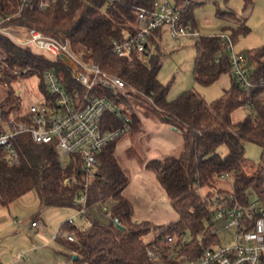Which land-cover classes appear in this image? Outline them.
Instances as JSON below:
<instances>
[{
  "label": "trees",
  "instance_id": "1",
  "mask_svg": "<svg viewBox=\"0 0 264 264\" xmlns=\"http://www.w3.org/2000/svg\"><path fill=\"white\" fill-rule=\"evenodd\" d=\"M173 1L176 5H185L181 22L195 28L194 11L203 2ZM154 2L121 0L110 5L107 0H56L41 11L37 6L21 9V0H0V13L14 14L7 24L17 32L24 34L31 28H37L49 36L68 39L75 52H84L89 61L97 62L103 70L126 82V96L103 92L125 106L132 119V134L139 133L141 125L133 104L151 109L155 119L181 132L182 142L177 154L150 158L145 162V167L154 172L179 214L175 222L161 226L163 230L150 241L145 240V236L151 231V221L136 222L134 205L125 195L130 172L117 154V140L107 144L99 153V171L88 187L87 208L89 210L94 205L103 207L112 201L105 212L111 215V219L104 224L88 217L90 222L82 225H77L74 218L68 219L61 226L63 234L55 242L56 247L66 250L73 259L76 256L74 260L80 263L156 264L148 259V246L156 244L161 248L159 241L163 237L185 231L194 236L190 244L200 253L213 242V238L206 225L209 209L198 187L201 185L205 191H210L225 172L233 177V189L229 191L242 201L246 200L249 191H253L264 204V45L240 52L246 59L253 82L251 88L246 89L231 73L230 54L222 39L218 35H201L196 39L195 81L208 86L229 74V86L219 98L209 103L193 90L168 99L171 85L158 78L161 59L157 53L149 57L138 54L120 57L113 51V43L123 40L134 30L137 8H152ZM242 2L243 11L248 12L254 7L255 0ZM225 14L238 20H234V26L224 28L230 30L232 39L249 34L251 27L247 24V15H239L235 10L217 11L219 17ZM0 49L5 52V61L11 69L36 72L43 91H46L43 74L47 69L54 70L67 87L77 85L73 69L60 57H51L32 46L20 45L1 33ZM3 88L5 96L0 99V109L7 119L15 113L20 98L12 89ZM241 107L251 111L243 119L233 121V112ZM103 124L105 128H116L121 122L106 113ZM247 143L261 147L258 163L246 157ZM14 145L20 157L15 165L9 163L5 148L0 147L2 205L9 208L12 202L33 190L42 206L80 209L76 201L84 190L83 185L65 183V179L72 176L84 181L80 155L72 154L68 166L63 168L53 143L34 142L26 133L17 136ZM223 148L227 150L225 154ZM67 233H71L74 240L67 239ZM200 235L202 239H199ZM162 263L171 264L166 256Z\"/></svg>",
  "mask_w": 264,
  "mask_h": 264
},
{
  "label": "built area",
  "instance_id": "2",
  "mask_svg": "<svg viewBox=\"0 0 264 264\" xmlns=\"http://www.w3.org/2000/svg\"><path fill=\"white\" fill-rule=\"evenodd\" d=\"M54 1L56 0H21L20 8L37 6L39 10L45 11ZM107 2L116 5L121 0ZM184 6L176 5L173 0H155L152 8L138 7L134 30L123 40L113 43L114 53L120 57H131L134 54L151 56L155 52L158 33L165 27L174 38H199L202 34L198 29L181 22ZM13 16L14 14L0 13V33L20 45L32 46L51 57L61 58L62 54L67 55L74 62V67L71 68L77 85L67 87L54 70L47 69L43 74L46 87V91H43L36 72L11 69L5 61V52L0 49L1 80L12 85L15 94L25 101L27 93L24 84L30 80L36 81L35 94L38 99L26 103L23 111L13 113L7 119L0 109V147L5 148L12 165L18 164L20 160L14 140L26 133L34 142L53 143L63 168L68 166L72 154L80 155L83 159L84 181H78L72 176L66 178L65 183L83 185L84 190L76 205L80 208L79 214H84L88 210V187L99 171V153L107 144L132 130V119L125 106L103 91L126 96L127 84L121 77L103 70L97 62L89 61L84 52H75L68 39L49 36L37 28H31L24 34L17 32L7 24ZM219 37L226 50L230 51L231 73L237 83L246 89L251 88L253 82L246 67V59L235 52L230 34L222 33ZM106 113L114 115L121 124L116 128H105L103 122ZM145 129L142 125V134ZM228 177H232V174L225 172L219 179ZM198 190L209 209L206 225L211 237L217 236L219 228L234 229L235 242L222 245L213 241L198 253L199 249L190 244L194 236L188 231L177 232L163 237L159 241L161 248L156 244L148 246V259L156 264H163L164 256L171 264H264V204L256 194L249 191L246 200L242 201L233 191L225 188L213 187L207 192L200 185ZM106 204L104 207L108 210L110 202ZM106 214L111 219V215ZM15 222L20 224L21 220L15 219ZM30 225L34 229H44V224L38 219H33ZM59 236L54 235L53 240L56 242ZM66 238L74 240L71 233H67ZM199 239H202V235ZM0 264H3L1 260Z\"/></svg>",
  "mask_w": 264,
  "mask_h": 264
},
{
  "label": "rangeland",
  "instance_id": "3",
  "mask_svg": "<svg viewBox=\"0 0 264 264\" xmlns=\"http://www.w3.org/2000/svg\"><path fill=\"white\" fill-rule=\"evenodd\" d=\"M203 4L197 7L194 11L196 29L202 35H220L222 33H230V30L224 28L234 26L237 19L229 17L225 14L224 17L217 16V11H231L235 10L239 15H247V24L251 27V31L247 35H241L237 40L233 38L234 49L236 53L244 50L264 45V0H255L254 7L248 12L243 11L242 0H200ZM235 20V22H234ZM242 21L240 22V24ZM161 38L157 37L155 45V53L161 59V69L158 78L161 82L170 84L168 92V99L177 98L182 92L193 90L198 92L208 103L219 98L224 89L230 84L229 74L223 75L221 79L211 85H201L194 79V63L197 54L196 38L183 36L174 38L171 36L167 27H165ZM230 54V51H229ZM8 87L14 91V87L10 84H5L0 78V99L5 96V88ZM24 89L27 93V100L20 98V103L14 110L15 113L21 112L30 101H37L36 81L30 80L29 83L24 84ZM133 111L141 119V126H145V133L132 134V130L117 140L119 157L127 166L126 157H132L145 160L146 158L165 157L171 154L178 153L177 144L174 142L171 146L166 139L159 137L158 148H154L151 143L145 138L149 134V127L161 125L163 135H173L170 126L167 123L155 119L151 109L142 108L133 104ZM251 110L249 108L241 107L235 110L232 114L233 121L243 119ZM153 121V122H152ZM149 125V126H148ZM177 134H174L176 136ZM144 137V138H143ZM173 137V136H172ZM171 137V139H173ZM169 143V144H168ZM179 145V144H178ZM154 150V155L150 157V152ZM223 154L227 152L225 148L222 149ZM262 149L255 143L246 144V157L253 162H259L261 159ZM130 168V184L127 187V194H133L134 209L140 211L144 216L150 220L151 231L145 236V240L150 241L160 233L161 226H167L175 222L179 214L177 210L170 203L168 196L163 188L160 186L154 172L150 169L144 171ZM233 177L220 179L217 181L216 187L225 188L227 190L233 189ZM146 196L140 198V195ZM46 207V206H45ZM43 210L42 216L46 222V233H41L31 228L30 219L28 226L24 229V234L20 237H15L7 240L3 237L7 232H0V260L3 264H87L80 263L73 259V257L64 249L58 248L53 240L54 235H62V224L68 219L75 218L77 225L87 224L90 220H98L101 223H107L108 217L105 215V207L94 205L85 214H79V210L74 207H46ZM136 216V215H135ZM90 220H89V218ZM10 229H12L10 227ZM15 231V228H14ZM236 231L234 229L227 230L223 228L218 229L216 237L213 241L216 244L231 245L235 242ZM7 240V241H6Z\"/></svg>",
  "mask_w": 264,
  "mask_h": 264
},
{
  "label": "crops",
  "instance_id": "4",
  "mask_svg": "<svg viewBox=\"0 0 264 264\" xmlns=\"http://www.w3.org/2000/svg\"><path fill=\"white\" fill-rule=\"evenodd\" d=\"M164 30H166V29L163 28L160 31V33L158 34V36L160 38H161ZM229 78L231 79V76L230 75H229ZM160 126L161 125H158L156 127V126H154L152 124L151 127H149V134L148 135H145L146 136L145 138L147 139V142L149 141L154 148H158L159 146H157V144L159 143L158 140H159V137H160V138L166 139V142H168V141L170 142V144L168 143L169 144L168 145V148H169V146H171V148H172L171 143L173 144L174 142L177 144L176 147L179 148V146H180V144L182 142L181 132L178 129L172 127L171 128L172 132L174 134H177V135L174 136V134H173L171 136H169V135H165L164 136L163 133H162V131H161V128L163 130H165V129L163 127L160 128ZM171 137L173 139H171ZM150 149L152 150V147ZM117 154L120 155L119 152H118V150H117ZM154 154H155L154 153V150H152V152H150V157L152 155H154ZM128 155H130V154H128ZM128 155L125 156L126 157L125 159L127 161V166L132 167L134 170H136V167H134L136 165L141 170H144V171L148 170L145 167V162L148 160L147 158L141 162V161H139V159H137V158L133 159L132 157H130ZM153 158H155V157H153ZM129 172H130V170H129ZM129 184H130V182H129ZM126 190H127V188L125 189V195L127 197H129V199L133 203V199H135V196L133 194H127ZM145 196H146L145 194L140 195V198H143ZM109 202H110V206H111L112 205V201H109ZM44 208H46V207L41 205L37 193L35 191H33V190L27 192L26 194H24L23 196H21L19 199H17L14 202H12V204H11V206L9 208L5 207L0 202V232H4V231L7 232L5 235H3V237H6L7 240H10L12 238L22 236L24 234V229L28 226L29 219H30V222L33 219L40 220L44 224V229L43 230L35 229V230L39 231L41 233V235H45V233H46L45 227L47 225H46V222L44 221V218L42 216V214H44L43 213V210H45ZM105 215L108 217V215L106 213H105ZM133 215H134V220L136 222H141V221L148 220V218L146 216H144L137 209L136 210L134 209V214ZM15 219H20L21 220L20 224H17L15 222ZM109 219H110V217H108V220ZM29 226L31 227V225H29ZM10 227L12 229H10ZM14 228H15V231H14Z\"/></svg>",
  "mask_w": 264,
  "mask_h": 264
},
{
  "label": "water",
  "instance_id": "5",
  "mask_svg": "<svg viewBox=\"0 0 264 264\" xmlns=\"http://www.w3.org/2000/svg\"><path fill=\"white\" fill-rule=\"evenodd\" d=\"M61 58L64 60L65 63H67L70 67H74V62L65 54L61 55ZM116 224L119 225V223L116 221ZM74 259H76V256H74Z\"/></svg>",
  "mask_w": 264,
  "mask_h": 264
}]
</instances>
